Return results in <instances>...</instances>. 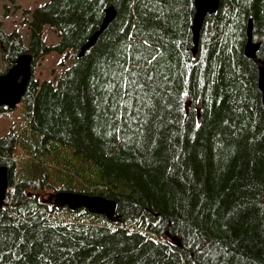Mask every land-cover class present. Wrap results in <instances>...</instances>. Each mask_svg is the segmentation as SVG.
Listing matches in <instances>:
<instances>
[{
	"label": "trees",
	"instance_id": "16d2710c",
	"mask_svg": "<svg viewBox=\"0 0 264 264\" xmlns=\"http://www.w3.org/2000/svg\"><path fill=\"white\" fill-rule=\"evenodd\" d=\"M194 12L193 0H44L26 45L0 21V75L32 57L25 121L0 136V264H264V107L244 54L250 21L264 59V0H219L196 53ZM49 49L74 57L56 82L34 77ZM45 187L112 199L117 218L48 204Z\"/></svg>",
	"mask_w": 264,
	"mask_h": 264
},
{
	"label": "water",
	"instance_id": "95a60500",
	"mask_svg": "<svg viewBox=\"0 0 264 264\" xmlns=\"http://www.w3.org/2000/svg\"><path fill=\"white\" fill-rule=\"evenodd\" d=\"M194 16L192 20L193 34V53L197 51L199 31L207 14L217 11L219 0H193ZM115 11L112 6L105 9L104 17L99 27L94 31L80 47L78 56L96 42L98 36L106 29L113 20ZM258 44L251 39V22L247 26V41L244 46V54L247 58L253 60L258 69V89L262 95V104L264 107V59L257 58L256 52ZM31 60L29 53L17 57L7 71L0 75V107L7 106L12 109L20 103L25 92L27 83L31 77ZM8 186V174L5 166H0V209L3 208L5 194ZM49 200L57 207H66L71 211L84 209L90 214L103 215L108 221L116 220L117 204L112 199H107L99 195H89L80 192L61 190L50 194Z\"/></svg>",
	"mask_w": 264,
	"mask_h": 264
},
{
	"label": "rangeland",
	"instance_id": "374dc122",
	"mask_svg": "<svg viewBox=\"0 0 264 264\" xmlns=\"http://www.w3.org/2000/svg\"><path fill=\"white\" fill-rule=\"evenodd\" d=\"M44 0H17L11 3L9 0H0V21L4 32L16 30L26 45L28 43V19L32 9ZM42 38L47 46H54L59 41V35L49 25L42 27ZM74 57L69 50L58 52L55 49H49L42 58L34 66V77L39 81L50 80L56 82L57 78L63 74L64 70L72 64ZM25 121V109L22 105H17L14 109L5 111L0 114V136H3L11 127H16ZM55 176V175H54ZM80 178L73 180L74 188L78 189ZM59 187L62 184L59 181L52 183ZM71 191V190H70ZM52 187H45L42 190L41 199L48 204L53 202L49 200V196L55 193ZM77 192V191H73Z\"/></svg>",
	"mask_w": 264,
	"mask_h": 264
}]
</instances>
